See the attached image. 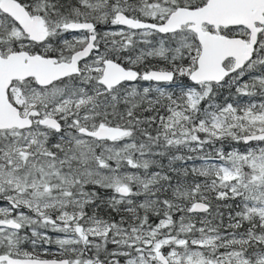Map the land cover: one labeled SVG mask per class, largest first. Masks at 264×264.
Masks as SVG:
<instances>
[{"label": "snow or ice", "instance_id": "snow-or-ice-1", "mask_svg": "<svg viewBox=\"0 0 264 264\" xmlns=\"http://www.w3.org/2000/svg\"><path fill=\"white\" fill-rule=\"evenodd\" d=\"M0 264H264V0H0Z\"/></svg>", "mask_w": 264, "mask_h": 264}]
</instances>
